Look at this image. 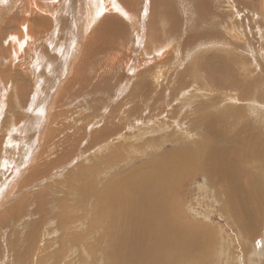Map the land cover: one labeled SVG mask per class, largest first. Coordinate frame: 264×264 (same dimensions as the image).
I'll list each match as a JSON object with an SVG mask.
<instances>
[{
  "label": "rangeland",
  "instance_id": "1",
  "mask_svg": "<svg viewBox=\"0 0 264 264\" xmlns=\"http://www.w3.org/2000/svg\"><path fill=\"white\" fill-rule=\"evenodd\" d=\"M36 1L42 12L27 0H0V264H111L103 192L176 151L237 147L246 132L262 151L252 173L258 213L249 203L247 213H234L231 188L191 166L168 193L167 224L209 231L205 254L185 264H264V0H116L127 16L114 10L103 30L96 20L84 28L88 41L106 37V52L76 82L83 46L69 72L61 52L74 46L81 3ZM24 30L36 42L19 56L11 35ZM40 128L55 131L52 152L43 130L35 162L15 182Z\"/></svg>",
  "mask_w": 264,
  "mask_h": 264
},
{
  "label": "bare ground",
  "instance_id": "2",
  "mask_svg": "<svg viewBox=\"0 0 264 264\" xmlns=\"http://www.w3.org/2000/svg\"><path fill=\"white\" fill-rule=\"evenodd\" d=\"M78 1H80L81 5L78 9L76 8V12H75L76 14L78 13L77 15L79 18L76 16H75L76 18L74 17L75 18L74 20L76 21V28H75L76 30L73 33L74 36L76 37V39L74 40V46L71 49V52L66 49L65 53H66V57H68L67 59L63 54L64 51L61 52V55L64 59V64L66 67H68V72H69L73 62L75 61L74 59L76 58L78 53H80L79 47L81 48L83 46V48H82L83 52L80 53V55H82V56H81V62H80V66H79L80 68L78 69V77H75V79H72L73 82H76L77 80H79V73H81L83 71L86 74L89 73L88 69H85L86 67L83 65H87L90 62V60L95 58V56H102L106 52V50L104 48L102 49V47H105L107 45L106 37H101L99 41H97L95 39L88 41V39L90 38L88 36L89 32L86 33L84 31V28L86 31H88L89 25L92 24V22H94L96 20L98 22L99 21H101V22H99L98 26L95 29H97V31L103 30L105 28V23H107V20H108L107 17H109L111 15H115L114 10L116 12L122 13L121 15H123V16H127V13H125L124 9L121 8V6L117 3L116 0H78ZM28 2L31 4V7H32V9L30 11L33 12L35 10H40V12H42V8L39 9L40 7L38 5V1L27 0L26 4H28ZM39 2L44 3L42 0H40ZM96 7H98V8H96ZM44 9L47 10V7L44 6ZM94 9H96L97 16H91ZM71 14L72 13H70L69 15H71ZM98 19H100V20H98ZM19 33H18L17 37L15 36L16 34L14 36L11 35L12 43H13L12 44L13 47L12 46L11 47L13 48V51H15L16 54H18L19 56H21V55L24 56L26 53L29 54L30 52H32V49L30 46L31 42L29 41V39L31 38L32 45L36 42V40L33 39V37L29 34L28 30H24V35H22V36ZM70 34H71V32L68 35H70ZM19 36L22 39H19ZM20 41H23V42H20ZM10 44H11V42H10ZM104 44H106V45H104ZM158 56H159V54H158ZM10 59L11 58H9V60ZM17 59H18V57H17ZM17 59H16V61H17ZM6 62L8 63V61H6ZM14 68H15V66H14ZM5 75L6 74H4V76ZM11 86H12V84H11ZM1 88H2V85H1ZM9 90H10V88H9ZM0 91H1V89H0ZM4 93H5V91H4ZM36 94H38V92H36ZM50 97H52V95ZM7 100H8V98H7ZM5 101H6V99H5ZM52 103L53 102H51V105H52ZM31 109L36 110V107L34 106V108L32 107ZM41 109H43V108H41ZM39 110H38V115L43 116L44 114L43 113L41 114L42 110L41 111H39ZM45 110H47V108ZM45 113H47V112H45ZM34 115H36V114L34 113ZM49 115H51V114H49ZM27 118L31 119V121H32V119L34 117L33 118L27 117ZM35 118H38V117H35ZM47 120H49V119H47ZM34 123H35V121H34ZM35 124H33V125H35ZM64 127H66V126H64ZM37 130L38 129H36V131ZM43 130H47L46 136L48 135V137H49V139L44 138L43 143L46 142L47 148L49 150H51V152H52L51 144H52V141L56 135L55 131L53 129H50L48 131V129H44V128L41 130V128H40V130H38L36 132L37 135L35 136L36 141H37V147H36V149L34 148V150L31 151L32 154L28 158V162L29 161L30 162L29 163L25 162L24 167H23L25 169H21V170H18L16 172L17 174H16L15 182H18L21 179V177H23L26 174V171L28 170V165L32 162H35L34 160H36L35 158L39 154L38 153L36 155L37 149L39 147L42 148L41 143H42V139H43L42 138ZM240 137L238 136V138H240ZM251 138H253V136L246 132L243 134L242 140H240L241 138L239 139V142L242 141V144H240L237 147L236 146H233L230 148L221 147V149L217 150L216 148H214L210 144L207 147H203L201 150H195L194 149L196 152L194 150H193V152H191V150L190 151L184 150V152H182L183 155H177L178 153L176 151L173 155H171V157H170L171 161L167 160L164 162L158 161V162L150 163L151 165H150L149 169H147L146 171L140 170L139 172H137V174H139L140 176L139 175L137 176V174H136V176L133 177L132 180L130 179V181H128V183L122 182V183H120V185L116 184L114 189L111 190V192L107 193V195L105 192H103V198L99 203V206H100L99 211H100V215H101L102 220H107V222L109 223V227H110V230L112 232L111 234H113L112 242L114 243V247H115V248H113V251H112L113 256L111 257L113 261H112V263L111 262L110 263L111 264H185V263H187L188 260H192L193 258L196 259V258H198L199 255H200L199 257H201L203 254H205L206 244L205 243L203 244L202 238H204V237L208 238L209 237L208 241L206 242L208 244V242L211 238L208 229L204 228L202 230L196 229L194 231L188 230L187 232H184L183 230H180L175 226L167 224L173 216V212L170 211V208H172L173 205L172 206L169 205L168 201H167L168 193L171 190H173L172 187H174L173 185L176 181L181 182L183 178L188 177V176H186V173H188L191 170L190 169L191 166L195 167V170L197 168V172L204 171L206 173H210L214 177L216 182L221 183L220 182V180H221V181H223V183H221L222 185H225L226 187L231 188L232 195H230V199L228 202L231 205V207L234 208V210H235L234 213H236V211L237 212L239 211L243 214L247 213L245 211H246L247 206L249 204H250V213H253V211H255L256 208H260L259 203L257 201L258 197L261 196V192H260V188H259L260 184H259L256 177H254V178L252 177V173H253V170L255 168L256 163L259 161L258 155H261L262 151L257 149L256 143L255 142L253 143ZM236 143H237V137L234 141V144H236ZM221 145L223 146V144H221ZM228 145H230V144H228ZM219 147H220V145H219ZM228 153H230L229 156L226 155ZM232 153L235 154L236 156L231 157ZM174 156L176 158H174ZM56 158H57L56 162H58L59 160H62L60 157H56ZM177 160H180V161H177ZM246 160L248 162H250V165H248L249 170L247 173H246L245 169L242 167L244 161H246ZM54 161L55 160H51V162H53V163H54ZM174 161L175 162L177 161V162L175 163ZM192 162H194V163H192ZM49 163H50V161H49ZM17 168H18V166H17ZM144 170H145V168H144ZM14 176H15V174H14ZM120 177H119V179H120ZM213 177L210 176L211 179ZM179 178H181V179L178 181ZM246 178H248L247 179L248 187L245 189L243 181H245ZM12 185H14V184L11 183V185L7 188V190H5L7 192H4V196H6V194L8 195L10 193V189H11ZM15 185H16V183H15ZM78 189H80V188H77V190ZM58 192H59V190H58ZM14 193L16 194V192H14ZM50 193H52V191ZM59 195H61V194H59ZM113 196L118 197V200L116 202L112 201ZM60 197H62V196H60ZM53 199H55V198H53ZM85 199H87V197ZM87 201H88V199H87ZM1 203L2 202L0 200V204ZM252 204H253V206H252ZM7 209H9V207ZM97 211H98V209H97ZM97 211H96V213H97ZM256 213H258V212H256ZM3 214H6V212ZM69 214H71V213H69ZM94 214H95V212H94ZM7 215L9 216L8 212H7ZM244 216H246V215H244ZM252 218H253V216H252ZM9 219L12 220L11 218H9ZM240 224H244V223L242 222ZM251 227H253V226H251ZM244 228H245V226H244ZM30 236H32V235H30ZM15 240H17V239H15ZM196 254H199V255H196ZM21 262H22L21 264H25V263H23V261H21Z\"/></svg>",
  "mask_w": 264,
  "mask_h": 264
}]
</instances>
